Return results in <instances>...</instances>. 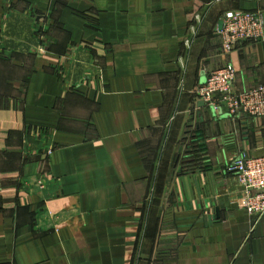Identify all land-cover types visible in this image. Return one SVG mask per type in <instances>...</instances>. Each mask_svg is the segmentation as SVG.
Returning <instances> with one entry per match:
<instances>
[{"label": "crops", "instance_id": "0c3cea01", "mask_svg": "<svg viewBox=\"0 0 264 264\" xmlns=\"http://www.w3.org/2000/svg\"><path fill=\"white\" fill-rule=\"evenodd\" d=\"M249 11L264 0H0V264H264L226 171L264 155V118L197 96L228 64L235 93L264 84V40L215 34Z\"/></svg>", "mask_w": 264, "mask_h": 264}, {"label": "built area", "instance_id": "2783aa9c", "mask_svg": "<svg viewBox=\"0 0 264 264\" xmlns=\"http://www.w3.org/2000/svg\"><path fill=\"white\" fill-rule=\"evenodd\" d=\"M223 50L230 53L249 41L264 40V11L226 14L215 33ZM236 69L228 64L210 73L198 89L197 96L208 109L227 111L231 116L244 114L264 118V84L235 93ZM228 174L238 178L243 187L241 205L255 227L264 216V155L254 157L244 152L226 167Z\"/></svg>", "mask_w": 264, "mask_h": 264}, {"label": "trees", "instance_id": "16d2710c", "mask_svg": "<svg viewBox=\"0 0 264 264\" xmlns=\"http://www.w3.org/2000/svg\"><path fill=\"white\" fill-rule=\"evenodd\" d=\"M195 135H196V136L193 137L192 140L195 139V138L200 137V135H199L198 132H195ZM196 142H197V141H195V140H193V142H192V141L188 142V146H187L188 149L194 148L195 145L197 144ZM178 162H179V160H178ZM178 162H177V163H178ZM194 163H196V160H194V159H192V160H187V161L183 162V164H184V165H187V166H189V164H194Z\"/></svg>", "mask_w": 264, "mask_h": 264}, {"label": "water", "instance_id": "95a60500", "mask_svg": "<svg viewBox=\"0 0 264 264\" xmlns=\"http://www.w3.org/2000/svg\"><path fill=\"white\" fill-rule=\"evenodd\" d=\"M205 106H206L205 103L201 101V103H200V107H205ZM212 111H214V110H212ZM220 112H221V111H220Z\"/></svg>", "mask_w": 264, "mask_h": 264}]
</instances>
